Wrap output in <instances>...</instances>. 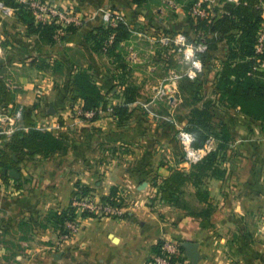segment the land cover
Masks as SVG:
<instances>
[{
    "label": "crops",
    "instance_id": "crops-1",
    "mask_svg": "<svg viewBox=\"0 0 264 264\" xmlns=\"http://www.w3.org/2000/svg\"><path fill=\"white\" fill-rule=\"evenodd\" d=\"M103 1L52 0V3L83 15L99 10L100 6L107 10L109 3ZM95 25L86 23L69 43L78 47ZM23 40L27 55L21 63H14L21 69L3 68L0 78L11 80L22 90L15 96L7 84L14 93L15 103L22 106L34 103V88H48L50 99L45 105L51 107L50 101L58 95L52 91L56 90L52 78L51 82L49 78L41 84L37 82L35 87L26 74L36 70L28 63L33 61L37 50H28L32 48L31 42L42 44L40 38L26 35ZM41 46L40 50L45 48L37 55L49 61L54 59L57 47ZM7 58L3 57V64ZM261 69L264 70V64ZM3 107L0 98V115ZM57 116L37 115L43 121L50 119L51 126L57 123ZM15 117L19 121L20 118L18 114L14 116L17 125L12 120L0 123V134L10 136L21 128ZM67 125L76 127L69 131H65L67 127L62 128L58 133L66 141L65 153L48 158L21 157L19 179L0 177V259L10 257L15 264H147L160 243L175 240L181 245L185 242L198 245V264H264V192L259 190L260 186L264 187V155L258 153L259 148L241 149L235 161L225 163L226 177L211 182L207 203L199 202L195 191L187 186L181 198L185 206L179 207L161 201L158 189L153 187L151 176L166 177L169 173L166 166H157L158 154L148 142L140 140L133 145L136 141L133 136L123 138L119 131V145L128 141V149L119 150V163H107L103 159L108 154L98 144L117 138L118 134L104 138L92 130L93 123L81 120H69ZM80 127L83 130L74 132ZM244 140L239 138L241 142ZM215 148L214 141L212 149ZM238 155L244 157L241 164L237 163ZM77 184L90 188L98 201L108 197L115 188L119 190V202L124 199V205L119 210L82 220L79 231L69 240H63L54 214L70 206ZM208 210L211 214L205 216Z\"/></svg>",
    "mask_w": 264,
    "mask_h": 264
},
{
    "label": "rangeland",
    "instance_id": "rangeland-1",
    "mask_svg": "<svg viewBox=\"0 0 264 264\" xmlns=\"http://www.w3.org/2000/svg\"><path fill=\"white\" fill-rule=\"evenodd\" d=\"M14 1L18 8H10L4 4L5 8L0 7V71L3 68L13 71L17 68L21 69L14 63L16 61L21 63L27 55L23 36L35 35L29 32L25 24L21 23L19 18L21 10L32 14L36 26H55L52 43L41 40L42 44L31 42L32 48L28 50V52L37 50L33 61L28 64L31 63L32 68L38 69L33 73L27 71L29 81L33 80L32 84L36 87L37 82L41 84L47 78L51 82L52 78V84L56 89L52 91L58 94L56 100L50 101L52 105L50 107L45 105L50 99L47 97L49 89L36 87L32 91L34 103L24 106L34 108V117L41 130L52 132L60 137L58 133L68 126L69 120H81L93 123L92 130L97 131V134H102L104 138H109L111 134L116 133L117 138H110L98 144L100 150L108 154L103 159L107 163H119V150L122 149L125 152L128 149V141L119 145V131L123 138L132 135L136 140L132 143L133 145L142 140L155 148L158 154L157 166H166L170 174L175 169L188 171L194 165L187 158L180 139L181 134H192L189 124L192 110L196 106L202 107L204 103H211L210 110L214 116V123L224 124L229 132L230 145L225 162L235 161L241 149L259 148L258 153L261 152L264 155L262 124L248 117L244 119L237 109L218 104L219 95L215 91V80L221 62L227 57L226 43H220L219 50L208 52L205 62L196 56V59L202 63V70L196 73V76L192 74L193 62L188 57L189 52H192V47L195 48L201 42L209 46L213 40L210 35H204L201 28L202 20L215 18L218 15L217 11L221 12L224 1H230L104 0V3H109L107 10L100 6L99 10L93 9L83 15L69 11L81 22L80 25H64L62 22L53 21L43 9L55 7L68 10L66 7L53 4L52 0ZM122 8L127 9L122 10ZM105 12L110 14L109 21L102 20ZM88 22L96 25L84 35V42L74 47L69 43L70 38ZM120 24L123 25L124 30L121 34L124 36L119 40ZM41 45L57 47L54 59L49 58L52 59L49 61L46 57L37 55L45 48L40 50ZM5 55L9 59L7 58V63L3 64ZM82 71L90 74L92 81L104 95L100 107L90 111L85 109L81 99L73 101L74 96L70 88L74 74ZM20 72L25 73V71ZM5 82L11 85L15 96L22 92L11 80L6 79ZM194 90L199 91L200 102L193 97ZM132 96H135V101L130 102L128 99ZM123 107H127L126 115H129V118L125 124L119 125L115 112ZM3 110L4 112L0 115L1 119L9 117L5 105ZM39 114L42 116L58 115L57 123L51 126L50 119L43 121L42 117H37ZM10 118L13 125H17L14 116ZM17 121H19L18 118ZM74 127L76 126H69L64 130L69 131ZM81 129L83 130L82 127L75 128L74 132ZM240 137L246 140L241 142ZM238 159L237 163H243V156L241 158L238 155ZM166 177L151 176L154 182L153 187L158 188ZM259 190L264 192V187L260 186ZM76 191L77 188L73 192ZM116 192L114 204L105 200H96L93 192L84 196L89 199V203L97 206L101 211L99 210L98 213L80 211L77 215L75 214L73 220H78L84 214L92 215L90 218L99 217L102 215L103 206L119 210V206L124 205V199L119 202V190ZM73 200L79 201V196L72 193L71 204L68 208H72ZM155 203L156 201H153V204ZM84 219L82 217L81 221ZM77 224L81 225V222ZM59 229V236L63 240H69L74 234L69 233L66 225L59 226ZM65 235H68V238ZM0 264H15V261L10 257L7 259L2 257Z\"/></svg>",
    "mask_w": 264,
    "mask_h": 264
},
{
    "label": "trees",
    "instance_id": "trees-1",
    "mask_svg": "<svg viewBox=\"0 0 264 264\" xmlns=\"http://www.w3.org/2000/svg\"><path fill=\"white\" fill-rule=\"evenodd\" d=\"M2 4L10 8H18L14 0H0ZM136 3V2H135ZM264 0H239L238 3L224 1L218 15L212 19L201 22L204 35L213 37L211 44L207 46L205 53H199L202 62L207 59L208 52L219 50L218 45L225 42L228 47L227 57L221 62L219 72L216 74L215 91L219 95L218 104L239 111L248 118L254 119L264 127V48L257 50L259 32L264 26ZM21 10L19 18L25 24L29 32L37 35L41 41L53 42L55 26H36L30 12ZM221 13V14H220ZM123 25H119V40L123 38ZM127 37V36H126ZM191 86H194L191 84ZM73 101L81 99L86 110L98 108L103 102L104 95L99 87L92 81L90 74L85 71L74 74L70 82ZM193 97L199 102V91L192 92ZM0 98L9 112V117L19 115L21 128L15 130L10 136L0 134V177L8 178L1 174L4 169L19 170L21 157L32 158L41 156L48 158L58 153H65L67 146L61 137L52 132L41 130L37 126L34 117V108L17 105L14 102V93L7 83L0 78ZM135 101V96L128 99ZM212 104L204 103L202 107L196 106L191 114L189 124L191 133L195 137L194 147L203 148L209 139L216 142V148L210 151L201 162L191 166L189 171L175 169L164 178L157 188L160 200L172 203L179 207L185 206L181 199L185 194V188L191 186L194 195L199 202L207 203L210 197V186L214 180H222L226 177L225 159L230 145L227 127L214 123V116L210 110ZM127 107L115 112L117 123L123 125L127 122ZM16 155L18 161L13 159ZM73 195L84 197L90 195L92 190L80 184ZM117 189L113 188L111 195L104 198L105 201L114 204ZM211 211L205 212L209 216ZM92 215L84 214L82 217L90 218ZM75 218L72 208H67L54 214V220L60 226L68 220ZM160 243L156 248L159 253ZM184 251V249L182 248ZM155 253V254H156Z\"/></svg>",
    "mask_w": 264,
    "mask_h": 264
},
{
    "label": "built area",
    "instance_id": "built-area-1",
    "mask_svg": "<svg viewBox=\"0 0 264 264\" xmlns=\"http://www.w3.org/2000/svg\"><path fill=\"white\" fill-rule=\"evenodd\" d=\"M230 2L237 3L238 0H228ZM0 7H4L3 4H0ZM5 8V7H4ZM46 11V14L51 16L53 21H59L62 22L64 25H80L81 22L72 16V13L69 11H65L63 9H57L55 7L46 8L43 9ZM104 21L110 20V14L105 12L103 15ZM184 41V38H183ZM264 48V26L262 27L260 33H259V40H258V46L257 50L260 52ZM207 51V45H205L203 42L199 43L195 48L192 47V52H189V58L192 59L193 62V72L192 74L196 76V73L201 72L202 70V63L201 61L196 59V56L199 53H205ZM190 77H192L190 75ZM11 118L7 117L4 119L0 118V123L10 122ZM181 142L184 147V150L187 154L188 160L192 164H197L203 160V158L212 151V145L214 143L213 139H209L205 146L200 149H196L194 147L195 137L192 134L185 133L181 134ZM72 209L74 210L75 214L77 215V212L80 211H86L88 213H98L100 212V208L97 206H93L91 203H89V199L87 197H79L78 200H73L72 203ZM100 210V211H99ZM112 209L108 207L103 206V212L109 213ZM83 216V215H82ZM82 217H80L78 220H68L64 223V225L67 226L69 229V233L72 235V233H77L80 229V225L77 224L81 222ZM84 219V217H83ZM68 233V235H70ZM68 235H65L66 238H68ZM182 245L175 241V240H166L162 242V245L160 246L159 253L153 254L150 259L148 260L147 264H191V260L186 256L185 252L182 250Z\"/></svg>",
    "mask_w": 264,
    "mask_h": 264
},
{
    "label": "water",
    "instance_id": "water-1",
    "mask_svg": "<svg viewBox=\"0 0 264 264\" xmlns=\"http://www.w3.org/2000/svg\"><path fill=\"white\" fill-rule=\"evenodd\" d=\"M13 159L15 161H18L17 156L14 155ZM4 175H8L14 179H19V174L16 169L13 170H3ZM183 249L185 250V253L187 257L191 260L193 264H198L199 262V253H198V245L192 242H185L182 244ZM61 258V255H59Z\"/></svg>",
    "mask_w": 264,
    "mask_h": 264
}]
</instances>
